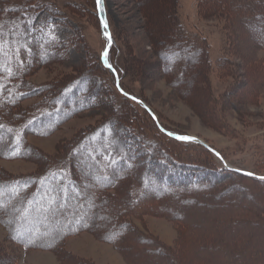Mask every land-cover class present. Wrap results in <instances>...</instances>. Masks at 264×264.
I'll return each mask as SVG.
<instances>
[{
	"label": "rangeland",
	"instance_id": "rangeland-1",
	"mask_svg": "<svg viewBox=\"0 0 264 264\" xmlns=\"http://www.w3.org/2000/svg\"><path fill=\"white\" fill-rule=\"evenodd\" d=\"M93 1L36 0L47 4L54 12L49 13L45 9L39 11L32 31L28 32L31 42L37 44L35 51L39 55L36 58L42 55L40 43L47 39L64 43L67 49L63 58L45 61L24 78L29 85L26 90L30 86L39 87L40 90L18 102V108L30 112L36 110L45 94L46 102L77 77H89L81 85L85 92L90 87L89 81L96 79V76L108 82L109 74H103L97 62V57L101 55L102 60L107 62L110 59L120 72L123 90L139 99L146 110L154 114L158 126L168 131L166 134L169 136L160 135L162 139H157L166 147L174 146V149L181 151L180 154L193 153L194 158L201 159L199 163L213 162L229 173L264 177V47L256 43V40H262L252 31L251 19L255 13L264 14V0H252V5L249 4L251 8L240 6L232 0L225 4L215 2L217 8L212 7L214 5L209 0H100L96 11L106 25L101 30L94 16ZM6 6H11V3L7 2ZM237 11L240 14L243 11L244 19L237 17ZM3 12L0 3V15ZM177 20L186 33L199 36L197 38L203 53L191 57V62L174 78L163 73L159 48L164 46L160 44L161 41H171ZM259 24L264 28V20ZM2 34L8 37L7 31ZM187 39L186 44L189 42L197 46V43ZM16 40L10 47L13 54L4 52V57L14 58V54H17ZM69 42L74 44L69 45ZM26 58H29L28 62L37 60L34 56ZM208 58L212 63L211 68L206 63ZM218 62L226 68L223 66L225 69L218 70ZM1 74L5 80L7 70ZM4 80H0V89L9 85ZM109 86L111 88L110 83ZM14 96L15 92L12 91L5 97L0 95V100L6 103ZM99 96L94 103L102 100ZM139 111L143 112L141 109ZM111 117H114L111 105L94 104L83 108L44 137L28 136L30 150L25 154L26 158L5 159L0 150V179L43 175L48 159H65L71 146L83 133ZM175 135L190 138L186 139L188 144L182 146L172 141L166 142L167 137ZM208 148L217 152L220 158ZM206 149L213 155L210 156ZM139 150L134 153L138 155ZM79 159L77 155L74 160ZM76 163L74 170L78 169L75 170V180L79 184V196H85L81 203L82 210L75 208L70 211L65 208L56 211L51 210L53 205H49L51 208L47 217H39L45 230L41 232L45 234L44 238L39 236L34 240L33 248L29 249L13 242L6 233L7 226L0 223V264H127V258L117 251L123 247L127 249V243L123 247L119 244L114 247L102 241L109 234L118 232L129 239L128 231L117 227V222H126L140 236L168 249L177 259V264H264V250L257 248L259 238L264 236V187L240 178L237 183L245 189L243 196H240L237 186L227 178H210L206 181L208 178L205 174L193 175L194 182L202 180L201 184L207 183L216 188L214 195L217 194V198L210 203L219 213H209L207 217L212 219L213 215L223 220L212 229L211 224L204 222V227L193 230L172 222L176 216H160L165 203L153 211L155 216L125 219L114 199L93 201V194H88L91 184L96 185L95 181L90 180L91 164L87 160ZM52 200L56 202L57 193ZM218 203L220 206H216ZM14 204L15 210L1 212L2 221L10 219L11 225H14L12 217L21 219L26 211L19 207L20 201ZM59 205H56V209L62 207ZM182 211L177 209L180 215ZM77 213L78 217L75 218ZM72 216L73 223L76 226L80 224V230L65 238L57 249H40L42 245L55 244L61 234H70ZM86 222L88 224L83 227ZM32 233L31 230L27 232L29 239L34 236ZM208 245L213 248L212 252L224 254V250H228L233 257L220 259L217 253H201L198 250V246Z\"/></svg>",
	"mask_w": 264,
	"mask_h": 264
},
{
	"label": "trees",
	"instance_id": "trees-1",
	"mask_svg": "<svg viewBox=\"0 0 264 264\" xmlns=\"http://www.w3.org/2000/svg\"><path fill=\"white\" fill-rule=\"evenodd\" d=\"M228 1L231 0H209L214 5L212 7L216 6L215 2L225 4ZM7 2L11 3V6H6ZM232 2L238 3L240 6H247V8H251L252 5V0H232ZM0 3L3 5L4 11V14L0 15V80H4V78H1V72L7 70L8 74L4 82L9 84L4 85L0 89V95L5 97L12 91L15 92V96L11 101L2 103L0 100V150L3 151L1 152L3 158L10 160L26 158L25 154L30 150L27 144L28 136H46L50 131L56 129L61 123L76 115L85 107H92L94 104H109L112 107V113H114V117L107 118L91 131L83 133L71 146L70 152L65 159H48L47 169L43 175L18 179H0V223L3 226H7L6 233L18 246H22L24 249L33 248L35 239L39 236H41V239L44 238L45 234L41 232L44 233L45 230L44 226L40 224L42 220L39 217L44 219L47 217V212L51 208L49 205H53L51 210L56 211H62L65 208L70 211L75 208L82 210L81 203H83L85 196H79L80 191L78 192L77 188L79 184L75 180V170L77 171L78 169L74 170V168H77V161L79 163L82 160H87L91 164L90 180L95 181L96 185L92 186L91 184L90 189L88 188V194H93L95 198L93 201L107 198L114 199V203L118 204L115 206L117 209L120 208V214L125 219L144 215L155 216L156 214L153 211L157 208L160 209L165 203L163 209L161 208L163 214L160 216H176L175 219L171 220L172 222H177L182 226H186L187 229L191 228L193 230L204 227V222L211 224V229L216 226V223L223 222V220L213 215L212 219L207 217L209 213H219L212 208L213 205L211 206L210 203L212 199L215 200L217 198V194L214 195V189L216 188L211 187L207 183L206 185L201 184L202 180L194 182L193 175L205 174V177L208 178L205 179L206 181L210 178H217V180L227 178V181H232V183L234 182L233 185L237 186L240 196H243L245 191L244 187L237 183L240 178L249 180L256 186L264 187V177L260 175L253 174V176L249 177L242 174L229 173L226 169L219 168L209 161V163L201 164L198 162L201 159L197 160L194 158L193 153L188 155L180 154L181 151L174 149V146L166 147L167 145L158 141L157 139H162L160 135L165 136L168 131L162 126H158L156 120L146 110V107L141 104L139 99L123 90L120 72L111 64L108 58L109 67L112 66L111 68L116 71L119 78L117 83L113 71L102 62L101 55L97 57V62L101 72L109 74L108 82L105 81V78L103 80L101 77L96 76V79L89 81L90 87L85 92L81 85L89 77H77L56 92L57 94L51 95L46 102L44 101L46 98L45 94L38 102L39 104L37 103L38 107L35 108L36 110L30 112L19 109L18 102L32 92L40 90L39 87L33 86L26 90L29 85L26 84L24 78L45 61L63 58V53L67 46L64 43L52 42L47 39L40 43L42 55L36 58L39 55L38 51H35L37 44L31 42V38H28V32L32 31L35 25V16L39 11H44L43 9H45L49 13L54 12H51L47 4L36 2V0H0ZM93 6L95 19L101 30L103 26L96 11L97 0L93 1ZM240 12L241 14L238 12L237 17L242 20L245 14L243 11ZM6 16L9 17L7 18ZM251 19L253 21H251L253 23L252 31L258 34L262 40V42L256 40V43L260 47H264V28L259 24L264 20V14L255 13ZM179 24L177 20V24L172 30L170 42H159L164 44V46L159 48V59L162 63L163 73L168 77L173 76L174 78L178 74L180 75L181 71L191 62V57L193 58L195 54L200 55V53H203L197 38L199 36L186 33L183 30L184 27L182 28ZM3 31L8 32V37L2 34ZM183 31L187 36L184 35ZM187 38L197 43V46H193L189 42L186 44L185 39ZM76 39L78 40L79 38L76 36ZM14 40L18 44L17 54H14V58L4 57V52H11L10 47L12 43L15 44ZM72 44L74 43L69 42V45ZM11 53L13 54V52ZM29 56H34L37 60L28 62L29 58L26 57ZM206 63H208V67H212L209 58ZM217 64L218 70L226 68L221 65L223 63L218 62ZM118 86L120 90H118ZM99 91H102V93H97ZM97 95H100L99 97H102V100H97L94 103ZM87 101L89 102L87 103ZM48 121L51 122L46 124L45 122ZM166 140L167 143L172 141L175 145L184 146L188 144L173 137H167ZM139 148V153L136 155L134 151ZM208 152L210 156L213 155L210 151ZM77 155L80 156V159L74 160ZM246 190L247 192L249 191L247 188ZM44 191L45 193L43 194ZM53 191H55V194L57 193L56 202L52 200L55 197ZM225 194H227L226 191ZM58 198L60 202H58ZM67 200H69V203L66 204ZM15 201H20L21 205L19 207L21 210L26 209V211L21 219L12 217L14 225H11L10 219L6 222L2 221L1 212L9 213L10 210H15ZM58 203L60 207L62 206L60 209H56ZM216 206H220V204L218 203ZM177 209L183 210L180 212L181 215L177 212ZM74 217H78V213ZM74 217L72 218V223L69 222L70 234L67 233L66 236L61 234L63 237L58 238L59 240L55 244L48 243L42 245L40 249H57L65 238L75 234L76 232L74 231H79L78 226L80 224L76 226V223H73ZM87 224V222L83 224V227H86ZM116 225L128 231L129 239L118 232L117 234H109L110 236H107L102 241L108 242L114 247H116V244L123 247L127 243V249L123 247L121 250H117L127 258V264H177V259L168 249L152 239L140 236L135 229L129 225L127 226L126 222L125 224L117 222ZM30 230L33 231L32 234L34 236L29 239L27 232ZM259 240L260 245L257 248L264 250V247H262L264 246V236L260 237ZM131 243L135 244V246L131 245ZM209 247V245L206 247L198 246V250L201 253L212 252L211 249L213 248ZM216 253L219 254L217 258L220 259L233 257V253L228 250H224V254L219 251L212 252V254Z\"/></svg>",
	"mask_w": 264,
	"mask_h": 264
},
{
	"label": "water",
	"instance_id": "water-1",
	"mask_svg": "<svg viewBox=\"0 0 264 264\" xmlns=\"http://www.w3.org/2000/svg\"><path fill=\"white\" fill-rule=\"evenodd\" d=\"M99 9V8H98ZM100 11V10H99ZM99 16H100V13H99ZM100 19H101V22H102V26L103 27H105V24H104V21H103V19L101 18V16H100ZM106 28V27H105ZM107 67H109V66H107ZM112 71H113V73L115 74V77H116V80H117V83H118V79H117V75H116V73H115V71L112 69V68H110ZM118 89H120L119 88V86H118ZM147 111L151 114V116L154 118V119H156L155 118V116H154V114L150 111V110H148L147 109ZM173 138H175V139H177V140H185V139H180V137L181 136H172ZM185 141H187V140H185ZM209 149V148H208ZM215 156H217L218 158H220L219 157V154L217 153V152H215L214 150H212V149H209ZM244 175H246V173H243Z\"/></svg>",
	"mask_w": 264,
	"mask_h": 264
},
{
	"label": "snow or ice",
	"instance_id": "snow-or-ice-1",
	"mask_svg": "<svg viewBox=\"0 0 264 264\" xmlns=\"http://www.w3.org/2000/svg\"><path fill=\"white\" fill-rule=\"evenodd\" d=\"M99 3H100V0H97V4L99 5ZM180 139H190V138H188V137H180Z\"/></svg>",
	"mask_w": 264,
	"mask_h": 264
},
{
	"label": "bare ground",
	"instance_id": "bare-ground-1",
	"mask_svg": "<svg viewBox=\"0 0 264 264\" xmlns=\"http://www.w3.org/2000/svg\"><path fill=\"white\" fill-rule=\"evenodd\" d=\"M101 16V15H100ZM106 63V62H105ZM108 66V65H107ZM109 69H110V67H109ZM203 142V141H202Z\"/></svg>",
	"mask_w": 264,
	"mask_h": 264
}]
</instances>
